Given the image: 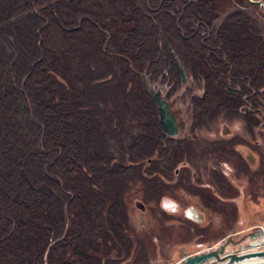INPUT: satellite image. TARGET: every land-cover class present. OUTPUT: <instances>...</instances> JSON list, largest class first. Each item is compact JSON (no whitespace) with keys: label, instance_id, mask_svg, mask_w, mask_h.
<instances>
[{"label":"trees","instance_id":"trees-1","mask_svg":"<svg viewBox=\"0 0 264 264\" xmlns=\"http://www.w3.org/2000/svg\"><path fill=\"white\" fill-rule=\"evenodd\" d=\"M223 1L0 0V264H116L134 183L185 152L145 78L180 61L207 89L197 122L264 95V8Z\"/></svg>","mask_w":264,"mask_h":264},{"label":"flooded vegetation","instance_id":"flooded-vegetation-1","mask_svg":"<svg viewBox=\"0 0 264 264\" xmlns=\"http://www.w3.org/2000/svg\"><path fill=\"white\" fill-rule=\"evenodd\" d=\"M233 90L242 95L240 89ZM206 91L204 87L202 95L193 97L192 101L203 100ZM252 92L257 101L252 102L250 96H243L242 101L229 103L230 109L216 110L214 117L199 119L198 122L195 118L187 117V110L185 126L183 123L185 133L174 138L165 134L175 141V145L185 150L183 159L169 170L151 171L148 183L139 181L132 187L143 188L147 205H151L149 211L152 214V226L154 228L159 224L162 227L164 240H168L172 234L173 238L176 236L175 239H181L183 243L203 241L207 244V247H201L198 252H194L197 254L192 253L193 256H188L179 264L190 257L207 253H216L218 257L226 258L232 254L229 250L235 244V238L252 234L253 228L240 231L233 228L235 222H240L237 225L242 226L246 220L255 221L250 218L249 209L258 208L260 211L261 202L257 197L264 189V141H261V138L264 139V95L263 89L259 92L252 89ZM233 123L239 126L234 128ZM219 125H223L221 134H213L208 138L207 132L217 131L218 127H215ZM225 161L228 165L223 164ZM172 190L180 192V197L169 199L176 208L166 213L161 202ZM181 204L186 206L182 207ZM137 207L143 213L147 209L142 202H138ZM128 216L129 209L113 241H105L104 248L110 252L132 253L138 246ZM261 219H264V215ZM171 220H175L176 229L169 225ZM218 238L221 239L216 242ZM165 245L167 248L172 246ZM138 248L143 252L142 246ZM136 264H140V260Z\"/></svg>","mask_w":264,"mask_h":264},{"label":"rangeland","instance_id":"rangeland-1","mask_svg":"<svg viewBox=\"0 0 264 264\" xmlns=\"http://www.w3.org/2000/svg\"><path fill=\"white\" fill-rule=\"evenodd\" d=\"M231 4L232 2H230V0L223 1L221 6L222 10H225L223 13L229 11ZM184 70L187 74L186 83H183L180 78L166 79L165 81L160 78L157 81H148L147 87L154 91L160 92L164 98H167V100L171 104L172 110L177 114L179 122L182 123L183 120L185 126V118L188 106L191 102H193V97H200L202 95L204 91V82L201 79L195 80L191 73H189L186 69ZM184 126H182V135L185 133ZM237 126H239L238 123H233L232 127L237 128ZM217 127V131L214 130L207 132L208 138H211L213 134H221L223 125L216 126L215 128ZM237 130L238 129H236L235 131ZM261 141H264V139L261 138ZM223 164L228 165L226 161L223 162ZM175 191L176 190H172L171 192L167 193L164 196L165 198L161 202V207L164 211H166V213H169L168 211L174 210L176 208V205H172V202L169 200L171 198L174 199V197H180V192ZM257 199L259 200V202H261L260 211L258 210V208H255L257 212L254 213L255 209H249L252 216L250 218L255 221L246 220L245 222H243L244 225L242 224V226L237 225L240 222H235V227L233 226L234 230L239 231L246 228L253 229L251 230L252 234H248L246 237L235 238V244L233 243L232 248L229 250V252H231L232 254L239 252L243 247L246 248V251L251 250V243H253L257 239H262V236L260 235V229H262L261 227H264V219H261V216L264 215V189L262 190V194L259 195ZM138 202L144 203L145 208H147L144 213L139 207H137ZM178 205L179 203H177V207ZM127 206L130 215V217L128 216V219H130L131 225L133 227V238L134 241L137 242L138 246H136L135 249L133 246L132 249H134V251L132 253H118L115 251L110 252L109 249H105L104 252L108 254V256H103V259L115 261L116 264H136V261L138 260H140V264H179L188 256L197 254L194 252H198L201 247H207V244L203 241L197 243L195 241H186L185 243H183L181 242V239H175L176 236L173 238L172 234L170 235V237H168V240H164V236L162 235L164 230L162 229V227L159 226V224L154 228L152 226V222L150 220L152 214L149 211L151 205H147V199H145L143 188L141 186L131 189L127 198ZM184 206L186 205H182V207ZM174 223L175 220H171V224H169L173 226L172 229H176L174 225L177 224ZM113 236L114 235L109 238V241H113ZM220 239L221 238H218L216 242ZM135 242H133L132 244H136ZM165 244L172 246L167 248ZM140 246L143 247V252H141V250L138 248ZM113 249L115 248H112V250ZM192 253L194 254L192 255ZM109 260H106L105 262Z\"/></svg>","mask_w":264,"mask_h":264},{"label":"water","instance_id":"water-1","mask_svg":"<svg viewBox=\"0 0 264 264\" xmlns=\"http://www.w3.org/2000/svg\"><path fill=\"white\" fill-rule=\"evenodd\" d=\"M250 2L257 3L264 7L263 1H257L254 2L252 0H249ZM177 70L180 75V78L183 83L187 82V74L182 67V65L177 62ZM145 88L149 94V96L153 99L155 102L159 114H160V124L162 129L165 131V133L169 136H178L180 135L182 131L183 122L180 123L178 121V117L175 113L171 111V104L165 101L162 98V95L160 92H156L150 88L147 87L146 80L144 81ZM255 257H264V252H251L247 254H240V255H230L226 258L218 257L216 253H207L200 256H195L192 258L187 259L183 264H206V262L210 261H216V262H225L228 264H234L237 261L246 259V258H255Z\"/></svg>","mask_w":264,"mask_h":264},{"label":"bare ground","instance_id":"bare-ground-1","mask_svg":"<svg viewBox=\"0 0 264 264\" xmlns=\"http://www.w3.org/2000/svg\"><path fill=\"white\" fill-rule=\"evenodd\" d=\"M263 242L264 240L253 242L251 245L252 250H254V252L257 251V249L262 246L261 244ZM247 252H249V250ZM219 264H228V263H219ZM234 264H264V257L246 258V259L237 261Z\"/></svg>","mask_w":264,"mask_h":264}]
</instances>
